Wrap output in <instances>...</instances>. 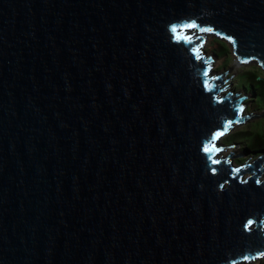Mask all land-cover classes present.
<instances>
[{
  "label": "water",
  "instance_id": "95a60500",
  "mask_svg": "<svg viewBox=\"0 0 264 264\" xmlns=\"http://www.w3.org/2000/svg\"><path fill=\"white\" fill-rule=\"evenodd\" d=\"M211 35L264 71V0H0V264L263 258L264 155L211 139L242 106Z\"/></svg>",
  "mask_w": 264,
  "mask_h": 264
},
{
  "label": "rangeland",
  "instance_id": "374dc122",
  "mask_svg": "<svg viewBox=\"0 0 264 264\" xmlns=\"http://www.w3.org/2000/svg\"><path fill=\"white\" fill-rule=\"evenodd\" d=\"M220 45H224L228 52L220 49ZM203 54L205 57L211 59L210 63L212 65L215 76L222 77L221 82L223 86L237 97L244 108V112L241 114V117H249L248 119L243 120L238 124H234L228 134L221 136L216 140V147L221 148L219 151L224 159H230L229 161L233 162L235 166L242 167L248 162L255 159V157L251 153H241L243 151L242 146L240 145H225V138L230 134H234L240 131H249V130H257L260 131L264 128V110L262 108H256L253 100V94L250 92H246L245 88H241L240 90H236L234 86L238 84L241 85V80L245 78V71H256L264 76V71L261 70L257 61H244L241 62L237 58L234 53L233 47L230 42L225 38H220L218 35H211L204 39L203 43ZM214 51H218L221 56H218L214 53ZM216 55V56H215ZM227 65L226 67H222ZM219 67L220 70L218 69ZM236 90V91H234ZM247 158V161L243 163H238L236 159ZM264 261V258L257 259L254 262H237L236 264H260Z\"/></svg>",
  "mask_w": 264,
  "mask_h": 264
},
{
  "label": "trees",
  "instance_id": "16d2710c",
  "mask_svg": "<svg viewBox=\"0 0 264 264\" xmlns=\"http://www.w3.org/2000/svg\"><path fill=\"white\" fill-rule=\"evenodd\" d=\"M220 49L225 51V53L228 52L224 45H220ZM214 53L221 56L218 51H214ZM226 66L227 65H224L222 67ZM220 68L221 67L218 69L220 70ZM243 74L245 78L241 80V85L239 86L236 84L234 88L236 90L245 88L246 92L252 93L254 97L252 101L254 102L256 108H262L264 110V76H262L259 71L256 72L250 70L245 71ZM224 144L240 145L243 149L241 153H251L255 158L261 157L264 155V128L260 131L251 129L249 131H240L232 135L230 134L225 138ZM236 161L244 164L247 161V158L236 159ZM260 264H264V261Z\"/></svg>",
  "mask_w": 264,
  "mask_h": 264
},
{
  "label": "snow or ice",
  "instance_id": "6c2138e0",
  "mask_svg": "<svg viewBox=\"0 0 264 264\" xmlns=\"http://www.w3.org/2000/svg\"><path fill=\"white\" fill-rule=\"evenodd\" d=\"M192 29H198L200 32H212L213 31L212 28H204V27L198 25L195 21H191L189 23H186V24H183V25H179V26L173 24V25L170 26V29L169 30L172 33L173 38L175 39V41L177 43H179V42H185V43H188V44H195V39H199V37H196L194 39V37L192 35H187V34H183L182 35L181 34V30H183L184 33H188ZM217 34H219V33H217ZM228 39L230 41L232 40L231 37H228ZM233 43H234V41H233ZM192 51L194 53H196L197 54V58H199V48L198 47H194L192 49ZM207 74L208 73L205 72V75H207ZM218 103H223V100H218ZM243 112H244V108H243V106H240L239 109H238V111L236 112V114L233 116V118L228 119L227 121H225V123L223 125L224 129H227V128L231 127L234 124H238L240 122V120H241V114ZM223 135H224V131L217 130V131L213 132L211 139L212 140H217L219 137H221ZM212 150L213 149H211V148H209L207 146H204V145L201 146V151L205 155H208ZM216 150L219 151V149H216ZM219 163H220L219 160L212 159V164H219ZM210 171H211V173L213 175L216 174V169L215 168H211ZM235 171L239 172V169H236ZM257 183H259V181H257ZM223 187H224V185L221 184L220 185V188L223 189ZM253 223H254L253 220L246 221V223L244 225L245 230L250 229V227L253 225ZM259 255L261 257H264V252L260 253ZM242 259L245 260V261H248V260L252 259V257L245 256ZM234 264H235V262H234Z\"/></svg>",
  "mask_w": 264,
  "mask_h": 264
},
{
  "label": "clouds",
  "instance_id": "9594fccd",
  "mask_svg": "<svg viewBox=\"0 0 264 264\" xmlns=\"http://www.w3.org/2000/svg\"><path fill=\"white\" fill-rule=\"evenodd\" d=\"M264 258V257H263ZM259 259H261V258H259ZM257 260V259H256ZM255 261V260H254ZM254 261H249V262H254Z\"/></svg>",
  "mask_w": 264,
  "mask_h": 264
},
{
  "label": "bare ground",
  "instance_id": "6f19581e",
  "mask_svg": "<svg viewBox=\"0 0 264 264\" xmlns=\"http://www.w3.org/2000/svg\"><path fill=\"white\" fill-rule=\"evenodd\" d=\"M216 56V55H215ZM235 91V90H234Z\"/></svg>",
  "mask_w": 264,
  "mask_h": 264
}]
</instances>
